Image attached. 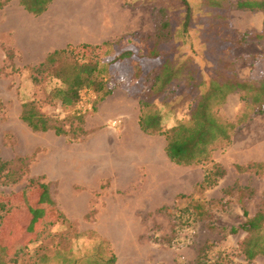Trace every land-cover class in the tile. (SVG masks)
<instances>
[{"label":"rangeland","instance_id":"374dc122","mask_svg":"<svg viewBox=\"0 0 264 264\" xmlns=\"http://www.w3.org/2000/svg\"><path fill=\"white\" fill-rule=\"evenodd\" d=\"M47 1L37 4L28 0V6H43ZM214 1L218 6L208 4V0H131V7L144 5L143 26L121 29L122 34L111 41L112 49L109 45L79 49L106 61L109 53L122 48L144 51L149 44H157L175 69L183 67L159 96L150 91L155 70L140 83L124 68H112L117 84L104 100L93 90L81 91L77 108L84 117V133L78 130L80 122L76 118L63 120L67 113L60 102L47 98L61 84L59 80L48 71L33 73L32 68L14 60L3 61L0 158L21 165L19 159L25 157L28 172L18 182L7 183L0 178V206L12 208L0 223V241L19 240L25 245L37 239L9 264H200V250L209 241L214 242L211 257L222 251L238 264H247L241 252L247 232L241 225L264 206V112L259 111L264 99L259 101L255 90L242 89L231 92L223 103L216 101L214 109L219 119L236 124V128L230 130L229 142L219 140L212 145V159L191 165L169 160L166 136L161 133L138 137L139 143L154 139V155L150 156V145L145 143L130 156L127 135L130 131L141 133L140 122L129 121L106 107L115 93L129 97L137 107L142 98L150 104L146 110L159 112L162 128L170 129L191 120L200 89L190 92L189 71L197 77L200 72L211 77L219 58L225 57L240 79L263 78L264 40L254 34L261 28L264 13L230 7L239 0ZM187 2L191 17L183 31ZM164 24L169 34L163 38L159 31L166 30L159 28ZM241 34L248 35L247 41L225 42L230 36L237 41ZM126 38L133 41L127 43ZM225 48L228 50L222 51ZM34 75L39 82L33 80ZM31 100L46 114L63 120L69 133L33 130L21 118L23 102ZM123 105L130 108V102ZM213 162L226 173L202 192V187H197ZM249 163L255 164L253 168H239ZM40 183L48 185L50 208H46L35 231L29 229L35 216L31 206L46 199ZM182 195L183 203H188L190 196L194 203L204 206L199 209L201 218L188 225L179 221L174 210ZM57 210L66 220L52 225L49 221ZM3 213L0 210V217ZM113 213L127 218L111 220ZM233 226L238 228L235 233L231 232ZM104 234H111L112 241ZM171 238L178 244L173 245ZM254 264H264V256L256 257Z\"/></svg>","mask_w":264,"mask_h":264},{"label":"trees","instance_id":"16d2710c","mask_svg":"<svg viewBox=\"0 0 264 264\" xmlns=\"http://www.w3.org/2000/svg\"><path fill=\"white\" fill-rule=\"evenodd\" d=\"M6 1L0 0V7ZM32 1L39 4L41 0ZM22 2L28 5V0H22ZM208 2V4H217V6L219 4V2L217 3L214 0H208ZM45 5L42 6L41 4L39 7L34 6L30 8L36 13H40L44 10ZM187 5L183 31L188 27L191 17L188 2ZM230 5L231 8L236 7L244 10H264V0H239L236 3H230ZM167 27L164 24V26L162 25L159 28V30H166L164 32L159 31V36L164 38L169 34ZM254 36L264 40V33H255ZM247 37L248 35L241 34L239 39L235 41L236 37L230 36L225 39V42L243 43L247 41ZM132 41L131 38H126L127 43ZM105 45L111 46L112 49L114 43L106 42L100 46ZM156 45L149 44L144 51H138L133 47H125L116 52L109 53L106 61H102L98 56L91 53L79 50L83 47H93L95 45H69L65 49L50 53L42 63L27 68H32L33 73H46L48 71L47 74L49 76L61 82L60 85L55 86L47 94V98H49L50 102H60V105L67 113L66 118L63 120L76 118L80 122L78 130L84 133V117L82 114H78L77 108L81 99V91L84 89L93 90L98 94L101 101L104 100L113 92L117 84L111 73L112 68L114 69V67L118 66L124 68V70H127V73H132L134 77H137L140 83H144L145 77L147 78L155 70L156 75L153 77L154 82L150 88L151 94L159 96L168 90L183 67L175 69L168 56ZM5 49L8 59L13 60V50L10 47H5ZM227 50L228 48H225L222 51ZM183 65L185 66V64ZM32 77L35 82H39L38 75ZM120 77L118 76V78ZM187 81L188 86H190V92L193 93L196 89H200L196 94V103L192 109L190 122H182L170 129H163L159 112L146 110L150 104L142 98L140 99L141 115L139 122L145 133H161L166 136L165 151L171 161L179 165L204 164L207 160L212 159L210 155L212 145L219 140L229 142L231 137L230 130L236 128V124L226 123L219 119L217 109H214L215 102L223 103L231 92L242 89H246L248 92L255 90V96H257L259 101L262 98L264 99V77L255 79L254 81L240 79L233 69L232 62L223 57L219 58L215 73L211 77H205L203 72H200L197 77L193 71H189ZM255 84L258 85L255 86ZM145 88L146 85L141 90H145ZM259 111L264 112V107L260 108ZM21 118L35 131L55 130L57 134L69 133V130L63 124V120L43 112L34 100L23 102ZM19 160L21 165H17L14 160L5 161L0 158V178L4 182H18L28 172V163L25 162L26 158L22 157ZM254 165V163H249L246 167L239 166V168L248 170L253 168ZM225 173L226 170L219 163L213 162L212 166L207 168L204 178L197 188L202 187V192H204L208 186L212 187L216 185L219 178L223 177ZM40 186L44 189V198H46L48 196V185L40 183ZM226 191L230 192L231 190L226 189ZM183 197L184 195L179 198L178 206L174 210H176L179 221L183 222L184 225H188L193 220L201 218L199 209H202L204 206L194 203V199L190 196L187 197L188 203H183ZM47 198L43 199L36 207H30L35 216L30 223L29 229L34 230L40 219L44 216L46 208H50V202ZM208 203L212 205V201H208ZM0 210L4 211L0 217V223H2L12 208L6 210L5 206L1 205ZM53 218L52 221H49L52 225L58 221L66 220L65 214L58 210ZM241 228L247 232V235L241 242V252L246 258L247 264H254L256 257L260 255L264 256V206L254 216L248 218L241 225ZM237 230V227L233 226L231 228L232 233H235ZM35 240L37 239H31L25 245H22L19 240L13 243L0 241V264H9L13 258L23 253L29 247V244ZM170 242L173 245L178 244L173 238H171ZM213 244L214 242L209 241L201 248L200 264H238L222 251L211 257L210 249L213 247Z\"/></svg>","mask_w":264,"mask_h":264},{"label":"crops","instance_id":"0c3cea01","mask_svg":"<svg viewBox=\"0 0 264 264\" xmlns=\"http://www.w3.org/2000/svg\"><path fill=\"white\" fill-rule=\"evenodd\" d=\"M130 1L48 0L44 10L36 13L22 0H7L0 7V60L2 61L0 67L8 58L5 47L13 50L15 63L27 68L42 63L50 53L65 49L69 45H103L121 35V29L143 26L144 5L131 7ZM257 32L264 33L263 20ZM129 102L130 108L124 109L123 104ZM106 107L111 108L117 115L128 118L129 121L139 122L141 106L137 107V104H133L125 95L116 93L111 95ZM140 136L152 137L143 131L128 132L127 140L132 147L129 155L135 154L139 144L145 143L150 145V156L154 155V147H152L154 139L149 142L143 139L139 143ZM110 216L111 220L127 218V215L122 216L119 213ZM104 235L112 241L111 234Z\"/></svg>","mask_w":264,"mask_h":264}]
</instances>
